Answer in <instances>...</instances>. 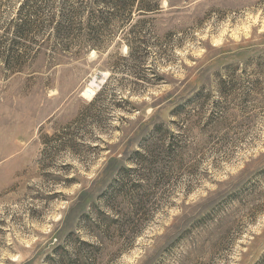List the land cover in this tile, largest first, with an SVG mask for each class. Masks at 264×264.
I'll return each instance as SVG.
<instances>
[{"label": "rangeland", "instance_id": "374dc122", "mask_svg": "<svg viewBox=\"0 0 264 264\" xmlns=\"http://www.w3.org/2000/svg\"><path fill=\"white\" fill-rule=\"evenodd\" d=\"M22 1L0 0V52L30 51L0 59V264H264V0H162L100 51L15 37Z\"/></svg>", "mask_w": 264, "mask_h": 264}, {"label": "trees", "instance_id": "16d2710c", "mask_svg": "<svg viewBox=\"0 0 264 264\" xmlns=\"http://www.w3.org/2000/svg\"><path fill=\"white\" fill-rule=\"evenodd\" d=\"M162 0H61V3L51 8L53 4H45L48 13L45 20L42 19V13L38 9L31 11V16L26 10L29 0H23L18 8L20 21L13 26V34L21 40L34 35L44 34L45 31L52 28L51 35H48L49 41L52 43L49 46L51 51L68 50L70 44L78 40L81 43H86L90 49L97 51L101 50L99 45V35L103 34L106 28L111 24L117 25L116 30L123 31L126 26H129L134 18L138 16L136 22H145L152 19V15L160 13V3ZM59 5V6H58ZM42 8V7H41ZM54 9V10H53ZM52 10V11H51ZM23 13V14H22ZM134 29L130 28L126 35L123 36L127 47L128 57H137L140 51L138 46V36L133 33ZM140 41V39H139ZM15 41L11 45L14 44ZM10 51L0 52L2 64H5L9 69H12L20 64L22 56H28L29 50L25 49L22 52L12 53ZM35 54V53H34ZM138 154V152H136ZM128 168V167H127ZM83 248H87L92 256L90 249L93 246L84 240H78ZM67 251L63 253L62 260ZM94 259H90L88 263L94 264ZM59 264H65V261ZM70 264V262H69Z\"/></svg>", "mask_w": 264, "mask_h": 264}, {"label": "bare ground", "instance_id": "6f19581e", "mask_svg": "<svg viewBox=\"0 0 264 264\" xmlns=\"http://www.w3.org/2000/svg\"><path fill=\"white\" fill-rule=\"evenodd\" d=\"M92 85H93V84H92ZM89 87H91V86H89ZM92 87H93V86H92ZM84 92L87 93V94H90V95L93 93V91L88 90V89H86Z\"/></svg>", "mask_w": 264, "mask_h": 264}, {"label": "water", "instance_id": "95a60500", "mask_svg": "<svg viewBox=\"0 0 264 264\" xmlns=\"http://www.w3.org/2000/svg\"><path fill=\"white\" fill-rule=\"evenodd\" d=\"M96 78H99L98 76H96Z\"/></svg>", "mask_w": 264, "mask_h": 264}]
</instances>
